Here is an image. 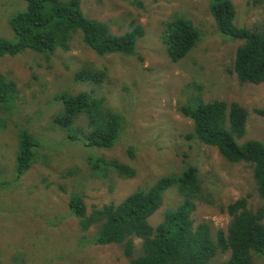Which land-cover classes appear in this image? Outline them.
Instances as JSON below:
<instances>
[{
    "label": "rangeland",
    "instance_id": "rangeland-1",
    "mask_svg": "<svg viewBox=\"0 0 264 264\" xmlns=\"http://www.w3.org/2000/svg\"><path fill=\"white\" fill-rule=\"evenodd\" d=\"M232 1L237 25L253 28L264 20V2ZM210 2L81 0L88 16L109 23L115 33L130 30L133 22L142 25L145 34L138 40L136 53L99 55L76 33L68 50L58 49L47 56L28 49L0 58V74L16 83L12 110L0 103V264H129L131 258L122 244H96L98 227H81L70 208L71 195L83 196L91 212L119 204L129 194L162 176L179 174L190 164L199 168L204 185L202 198L198 193L196 199V224L207 221L214 235L231 221L222 207L242 197L253 210L264 206L249 163L229 162L216 147L186 137L193 121L181 107L201 96L205 101L242 104L249 111L243 141L264 142V83L242 82L233 72L240 42L219 32ZM24 6V0H0V37L13 34L9 17ZM177 14L192 19L201 39L187 56L174 62L167 55L162 34L164 22ZM104 68L108 74L101 83L75 79L79 71L101 76ZM64 91H93L105 99V109L123 115L121 136L113 147H88L68 137L67 128L55 121L63 111L56 95ZM74 126L86 130L87 117L80 116ZM21 129L29 130L39 145L34 162L18 177ZM93 158L118 159L135 175L123 177L105 170L107 165L96 167ZM180 199L176 188L167 190L150 223L156 226ZM134 243L136 256L142 251V239L135 237ZM229 254L220 251L209 264L224 262ZM254 264H264V254H255Z\"/></svg>",
    "mask_w": 264,
    "mask_h": 264
},
{
    "label": "trees",
    "instance_id": "trees-1",
    "mask_svg": "<svg viewBox=\"0 0 264 264\" xmlns=\"http://www.w3.org/2000/svg\"><path fill=\"white\" fill-rule=\"evenodd\" d=\"M24 3L23 8L9 17L13 34L0 37V58L28 49L47 56L58 49L68 50L76 33L99 55H133L138 40L145 34L144 27L136 22L126 32H113L109 23L88 16L81 0H24ZM209 9L219 32L226 39L240 42L233 56V72L242 82L264 83V20L253 28L237 25V10L232 0H211ZM200 39V29L187 14H177L164 22L162 41L174 62L187 56ZM107 70L101 69V76L97 77L93 72L79 71L75 79L79 82L92 78L101 83ZM15 92V81L0 74V103L5 109L14 107ZM56 98L62 103L63 111L55 121L67 128L70 139L104 149L113 147L120 139L123 115L105 109L108 106L103 97L94 95L93 91H64ZM181 111L193 121V130L186 134L188 139L216 147L229 162L252 166L257 192L264 200V142L256 138L243 141L249 111L237 101H205L201 96L184 104ZM82 115L88 119L86 130L74 126ZM18 142L15 170L20 177L34 162L39 142L27 129L19 130ZM92 162H96V167L107 165L105 170L123 177L135 175L131 167L122 165L118 159L93 158ZM170 188H176L181 199L153 226L149 219L162 207L165 192ZM203 188L199 168L190 164L179 174L162 176L153 185L129 194L119 204L111 203L89 212L83 196L75 193L69 203L83 229L98 227L94 242L122 244L131 258L129 264H209L220 251L230 254L219 264H254V255L264 254V206L253 210L242 197L222 207L231 221L226 229L220 228L214 235L207 221L196 224L194 217L196 199L198 193L202 198ZM135 237L142 239V251L136 256Z\"/></svg>",
    "mask_w": 264,
    "mask_h": 264
}]
</instances>
